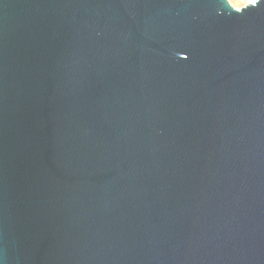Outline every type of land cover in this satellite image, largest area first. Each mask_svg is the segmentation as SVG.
<instances>
[{
	"label": "water",
	"instance_id": "obj_1",
	"mask_svg": "<svg viewBox=\"0 0 264 264\" xmlns=\"http://www.w3.org/2000/svg\"><path fill=\"white\" fill-rule=\"evenodd\" d=\"M0 264H264V0H0Z\"/></svg>",
	"mask_w": 264,
	"mask_h": 264
},
{
	"label": "rangeland",
	"instance_id": "obj_2",
	"mask_svg": "<svg viewBox=\"0 0 264 264\" xmlns=\"http://www.w3.org/2000/svg\"><path fill=\"white\" fill-rule=\"evenodd\" d=\"M232 6L235 8H240L250 2H253L254 0H228Z\"/></svg>",
	"mask_w": 264,
	"mask_h": 264
}]
</instances>
